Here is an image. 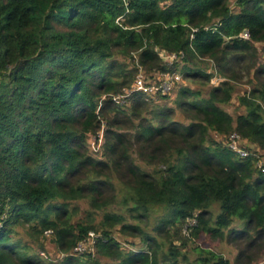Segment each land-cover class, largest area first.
<instances>
[{
	"label": "trees",
	"instance_id": "1",
	"mask_svg": "<svg viewBox=\"0 0 264 264\" xmlns=\"http://www.w3.org/2000/svg\"><path fill=\"white\" fill-rule=\"evenodd\" d=\"M207 59L221 80L206 95L179 84L174 106L159 101L170 95L121 98L140 68L211 83ZM245 82L234 117L222 105ZM233 132L264 149V0H0V264H99L72 250L100 230L93 247L109 264H178L173 241L187 238L163 235L184 225L194 238L240 243L234 262L204 249L188 264H252L264 255V173L256 154L226 145ZM89 135L102 136L101 157ZM115 179L120 210L73 223L72 201L117 203ZM152 206L165 210L154 235L141 226ZM116 227L146 248H121ZM42 235L60 260L45 255Z\"/></svg>",
	"mask_w": 264,
	"mask_h": 264
},
{
	"label": "rangeland",
	"instance_id": "2",
	"mask_svg": "<svg viewBox=\"0 0 264 264\" xmlns=\"http://www.w3.org/2000/svg\"><path fill=\"white\" fill-rule=\"evenodd\" d=\"M256 46L259 49H261L262 45L261 43H256ZM200 66L203 69H205L207 72H212L214 74L215 77L213 78V81L211 83H203V81H193L190 79H185L183 78V76H181L182 74H180V72H177L181 76V80L176 83L175 89L172 91L169 98H164L159 101L161 103H167L170 106H174L173 100L175 97V90L179 84L189 85L192 88H200L203 95H206V92L211 86L218 85V82L219 80H221V78L220 75H217L212 62L207 59L200 62ZM152 77L153 78L157 77V75L155 73H152ZM251 86L252 85H249L246 82L235 83V88L231 100L228 103L222 105L232 116L235 117L240 113H244V107L239 104V97L243 95L246 91H248ZM175 117L182 121L186 120L185 117L180 112H177ZM213 134L217 139L218 138L220 139V135L216 133ZM87 142L92 154H94V156L96 157H101L100 149L102 144V136L100 135V137L96 140L94 135H89ZM242 145L250 148L252 151H255L259 161L263 162L264 164V149L258 148L257 145L251 143V141L247 142V140H243ZM141 165L145 170L149 172H151L154 169L153 166H147L142 163ZM114 182L118 190L117 203L107 206L105 210L104 209L93 210L91 207H89L88 202L84 199L72 201L71 202V207L73 208L72 222L73 223L84 222V220L88 216V213L89 214L91 213L95 223H98L103 217L102 215L104 214V212L115 211V210L119 211L120 206L121 207L123 206V204L120 202L123 196V192L119 190V188L121 187L120 183L116 179ZM210 210L212 212V216L215 217L219 212V204L213 203L210 207ZM164 214H165V210L162 206H152L149 210L148 218L142 219L141 226H143L148 232L154 235L155 232L153 230V226L157 223L158 219ZM126 215L129 222L136 223L137 220L131 218L128 215L127 211H126ZM190 223L193 224V221L187 222L188 225ZM242 226H243V222L238 218H234L230 227L241 228ZM17 232H18L17 233L18 238H22L23 240L28 239L27 235L25 234L24 228L18 227ZM111 233L119 242L121 248H123L126 251L146 248V244L141 240L140 237L123 234L119 231L118 227L114 228ZM97 234L100 236V234H102L101 230ZM175 234L179 236H185L187 238L185 243H182V241L179 240L173 241L174 245L179 248L181 253V256H179L177 259L178 264H188L189 262H193L199 257V255L205 254L202 251L204 249L211 250L223 256L224 258L228 259L230 262H234L238 254V248L240 244L239 242L233 243V242H228L227 240L224 239H212L205 234L200 235L199 238H194L193 235L190 234V230L187 229L185 225L182 226L181 229H177V227L169 228V234L163 236H175ZM156 236L157 239L163 244L162 249L166 251L170 245L169 241L161 235H156ZM90 239L91 238L87 236L85 239L81 240L84 241L82 242L83 246L85 245L87 246V248L83 252H81L82 254H78V255L81 256V255L91 254L94 258L99 260V264H109L110 263L109 259L101 258L96 254L95 248L91 247ZM41 240L44 243L45 246L44 253L48 257V259L52 260L53 262H56L63 257L64 254L61 253L55 246L52 235L50 236L42 235ZM182 257H184L185 259H183ZM252 264H264V255H262L258 260L253 261Z\"/></svg>",
	"mask_w": 264,
	"mask_h": 264
},
{
	"label": "built area",
	"instance_id": "3",
	"mask_svg": "<svg viewBox=\"0 0 264 264\" xmlns=\"http://www.w3.org/2000/svg\"><path fill=\"white\" fill-rule=\"evenodd\" d=\"M159 54L161 55L162 59L166 62L171 63L177 58L175 53H168L164 50H159ZM152 73H155L157 77H152ZM181 80V76L175 73H158V72H151L147 73L142 68L139 69V72L136 74L134 81L132 82L131 88L125 89V94L121 96L128 95L131 92H140L146 95L147 97L155 98L157 96H164L170 95L172 91L175 89V85L177 82ZM123 100V99H122ZM224 139V138H223ZM246 140L242 138L238 133L233 132L231 133L224 142L228 147H230L233 151H235L240 157L246 158L251 154H256L255 151H252L250 148L242 145V141ZM257 167L258 169L264 173V164L263 162L257 160ZM47 235L50 234V230L45 231ZM99 235L93 231L89 232L88 237L90 239L91 247H93L95 239ZM82 242L79 241L77 245L73 248V254H82L87 246H83ZM89 245V244H88Z\"/></svg>",
	"mask_w": 264,
	"mask_h": 264
}]
</instances>
